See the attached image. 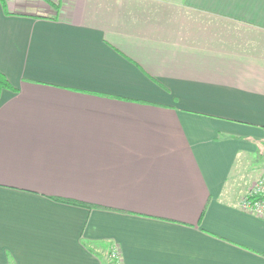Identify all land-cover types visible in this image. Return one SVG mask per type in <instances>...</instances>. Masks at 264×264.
Returning <instances> with one entry per match:
<instances>
[{
    "label": "crops",
    "instance_id": "0c3cea01",
    "mask_svg": "<svg viewBox=\"0 0 264 264\" xmlns=\"http://www.w3.org/2000/svg\"><path fill=\"white\" fill-rule=\"evenodd\" d=\"M5 2L0 264H264V0Z\"/></svg>",
    "mask_w": 264,
    "mask_h": 264
},
{
    "label": "built area",
    "instance_id": "2783aa9c",
    "mask_svg": "<svg viewBox=\"0 0 264 264\" xmlns=\"http://www.w3.org/2000/svg\"><path fill=\"white\" fill-rule=\"evenodd\" d=\"M240 208L264 220V168L259 179L241 200ZM108 260L110 264L120 263L119 253L116 249L111 250Z\"/></svg>",
    "mask_w": 264,
    "mask_h": 264
},
{
    "label": "trees",
    "instance_id": "16d2710c",
    "mask_svg": "<svg viewBox=\"0 0 264 264\" xmlns=\"http://www.w3.org/2000/svg\"><path fill=\"white\" fill-rule=\"evenodd\" d=\"M0 3L4 9H6V2L5 0H0ZM4 91H10V92H15V89L11 86V84L8 82L6 77L0 73V95ZM77 204V203H76Z\"/></svg>",
    "mask_w": 264,
    "mask_h": 264
}]
</instances>
